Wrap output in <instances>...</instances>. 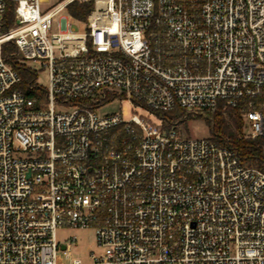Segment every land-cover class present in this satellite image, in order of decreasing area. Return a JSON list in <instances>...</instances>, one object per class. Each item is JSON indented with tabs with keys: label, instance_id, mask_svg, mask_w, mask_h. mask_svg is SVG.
Wrapping results in <instances>:
<instances>
[{
	"label": "built area",
	"instance_id": "2783aa9c",
	"mask_svg": "<svg viewBox=\"0 0 264 264\" xmlns=\"http://www.w3.org/2000/svg\"><path fill=\"white\" fill-rule=\"evenodd\" d=\"M11 1L2 32L0 0V264H58L63 227L95 230L104 251L89 264H264V170L180 123L97 112L110 93L151 113L242 102L247 135L264 137V0ZM89 2L86 20L70 14ZM6 42L47 70L39 108Z\"/></svg>",
	"mask_w": 264,
	"mask_h": 264
},
{
	"label": "trees",
	"instance_id": "16d2710c",
	"mask_svg": "<svg viewBox=\"0 0 264 264\" xmlns=\"http://www.w3.org/2000/svg\"><path fill=\"white\" fill-rule=\"evenodd\" d=\"M7 6L4 12L1 31L5 32L14 24L15 5L11 0H6ZM92 2L69 6L70 14L78 20H86L92 11ZM3 56L5 60L13 66L19 73L21 82L17 88L26 96L36 98V107L46 101V92L37 82V72L28 65L21 62L17 47L12 42L3 45ZM113 100V94H108L105 101L99 103L103 105ZM84 103L91 104L90 99L83 100ZM96 106V104L94 105ZM243 103L237 106L225 105L223 100H219L214 110H206L204 114L194 115L188 113L182 107H175L166 112H155V114L165 122L164 127L170 129L177 123L183 121L187 115L190 118H203L209 127L211 139L220 145H227L234 149L242 162L247 166H254L264 170V137L253 138L245 132V123L242 116Z\"/></svg>",
	"mask_w": 264,
	"mask_h": 264
},
{
	"label": "rangeland",
	"instance_id": "374dc122",
	"mask_svg": "<svg viewBox=\"0 0 264 264\" xmlns=\"http://www.w3.org/2000/svg\"><path fill=\"white\" fill-rule=\"evenodd\" d=\"M69 14L67 11L62 12L59 16L55 18L54 31H58L57 20L63 14ZM72 27L78 33H84L87 29V24L85 22H73ZM20 59H23V56L19 53ZM29 65L36 70L38 78L37 82L40 85H46L48 83V72L45 68H41L40 65L33 64L29 62ZM126 107L128 110V117L130 118L133 115H138L140 117L149 118L155 122L159 121V117L155 113H151L149 110L122 99H114L110 102H107L101 105L97 112L100 115H108L117 112H121L122 108ZM184 117L183 121L178 125V130L187 137H198V138H210L211 133L208 125L206 124L203 118H190L188 115ZM246 132V130H245ZM247 133V132H246ZM76 236V240H72V237ZM57 242L61 245L67 244L69 252L66 255L65 251L62 248H59L58 251V264H69L74 259L80 260L83 264H89L92 262L93 256H100L104 248L99 245L95 230L93 229H76L63 227L59 228L56 232Z\"/></svg>",
	"mask_w": 264,
	"mask_h": 264
}]
</instances>
